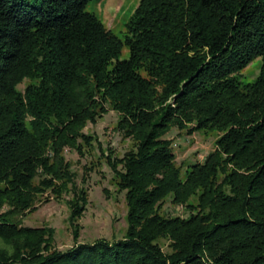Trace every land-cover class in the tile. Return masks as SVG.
<instances>
[{"label": "trees", "instance_id": "1", "mask_svg": "<svg viewBox=\"0 0 264 264\" xmlns=\"http://www.w3.org/2000/svg\"><path fill=\"white\" fill-rule=\"evenodd\" d=\"M90 1L0 0V264H264V0H140L125 39ZM110 109L134 141L107 154L128 228L79 242L88 196L65 151L85 155ZM174 127L220 133L184 174ZM47 192L74 193L65 250L54 227L15 218Z\"/></svg>", "mask_w": 264, "mask_h": 264}, {"label": "rangeland", "instance_id": "2", "mask_svg": "<svg viewBox=\"0 0 264 264\" xmlns=\"http://www.w3.org/2000/svg\"><path fill=\"white\" fill-rule=\"evenodd\" d=\"M140 0H91L87 9L95 12L114 33L125 39L127 22L130 20ZM130 49L123 47L121 58H128ZM263 59L255 58L241 71V80L254 81L260 74ZM119 114L110 109L96 123L90 122L86 132L94 136L93 146L85 147V155L67 148L65 153L76 172L79 189L87 191L88 202L79 219V242H94L99 238L117 240L122 238L128 228V205L125 191H120L114 179V172L107 161V154L112 149L115 156L122 157L133 147V139L124 136L118 128ZM219 132L212 130H194L174 127L167 136L173 139L176 159L182 165L183 174L192 163L204 161L216 147ZM85 176V177H84ZM74 193L66 192L61 198L46 193L37 208L18 216L16 220L24 225L55 228V245L67 249L76 241L75 227L70 222V200ZM48 198V199H47ZM171 215H186L183 206L167 202L164 206ZM3 210H7V207ZM0 244H2L0 242ZM165 250L168 242L163 241Z\"/></svg>", "mask_w": 264, "mask_h": 264}]
</instances>
